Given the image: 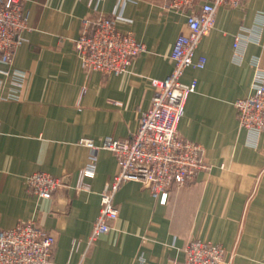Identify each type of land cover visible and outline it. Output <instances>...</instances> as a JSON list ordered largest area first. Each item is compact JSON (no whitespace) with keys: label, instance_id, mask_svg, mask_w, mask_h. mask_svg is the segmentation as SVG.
I'll use <instances>...</instances> for the list:
<instances>
[{"label":"crops","instance_id":"1","mask_svg":"<svg viewBox=\"0 0 264 264\" xmlns=\"http://www.w3.org/2000/svg\"><path fill=\"white\" fill-rule=\"evenodd\" d=\"M23 3L29 29L13 65L0 63V229L35 221L52 232V264L183 262L195 239L221 245L231 264H264V133L241 128L235 107L252 93L258 71L264 72V26L260 40L234 50L237 34L253 38L261 27L264 0L221 7L197 49L206 67L188 68L182 77L198 85L178 132L202 146L208 169L175 186L166 204L141 183L124 182L115 195L119 218L112 232L90 246L100 194L119 165L113 152L98 151L95 176L84 181L89 189L78 190L91 155L81 140L99 145L106 137L127 140L136 132L152 104V79L174 69L170 54L177 37L188 33L186 17L167 10L166 0ZM100 15L113 16L120 31L146 46L129 73L104 75L82 66L74 41L84 21ZM14 70L25 77L18 80ZM36 172L63 178L65 185L50 200L31 195L25 179Z\"/></svg>","mask_w":264,"mask_h":264},{"label":"built area","instance_id":"2","mask_svg":"<svg viewBox=\"0 0 264 264\" xmlns=\"http://www.w3.org/2000/svg\"><path fill=\"white\" fill-rule=\"evenodd\" d=\"M245 1L166 0L167 10L185 15L188 33L180 34L173 44L170 54L174 61L173 71L164 79H152V104L141 116L138 129L127 140L106 137L99 145L90 139L81 140L91 155L88 165L80 173L78 190L89 189L84 181L95 176L98 151L113 152L119 165L118 173L100 194V211L93 224L89 246L112 232L119 218L115 195L124 182L141 183L166 204L175 186L186 185L201 170L208 169L202 146L184 139L178 132L186 102L198 85L197 80L185 84L182 77L188 68L206 67L207 59L197 57V49L215 28L218 10L224 6L239 7ZM260 22L258 31L252 32L253 38L240 33L235 36L236 53L251 41L260 40L263 19ZM28 29L29 12L25 10L23 0H0V63L13 65L23 41L22 33ZM74 44L87 72L113 76L129 73L133 60L147 50L133 33L120 31L115 18L110 15H100L94 21L85 20ZM5 73L9 74V71ZM14 74L18 80L25 77L20 70H14ZM252 90L248 97L238 99L235 107L240 127L260 135L264 133V72L258 71ZM25 185L29 194L50 200L65 183L63 178L36 172L26 177ZM55 243V235L35 221L19 223L12 229H0V264H52ZM225 258L221 245L195 239L186 248L185 260L171 264H231Z\"/></svg>","mask_w":264,"mask_h":264}]
</instances>
